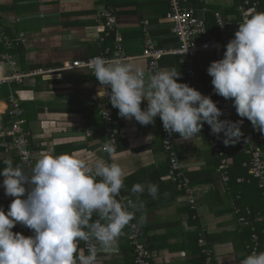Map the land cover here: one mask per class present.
<instances>
[{
    "label": "crops",
    "instance_id": "crops-1",
    "mask_svg": "<svg viewBox=\"0 0 264 264\" xmlns=\"http://www.w3.org/2000/svg\"><path fill=\"white\" fill-rule=\"evenodd\" d=\"M116 1V29L123 39L128 61L142 66L146 74L153 73L147 60L142 58V23L149 22L150 38L157 47L173 49L175 46L170 41L175 37L165 20L168 3L165 0ZM105 7L106 0H0V47L5 50L0 54V78L13 73L12 62L20 72L41 71L21 83L6 86L7 99L0 97V104L5 105L0 110V131L7 127L2 125L1 116L7 115L6 103L13 94L24 113L35 163L42 156L60 154L83 159L93 168L97 159L118 163L126 173L120 193L127 199L135 198L137 219L153 253L154 264H203L197 244L202 229L213 247L215 264H241L249 255L252 240L250 228L239 224V216L246 217L255 228L264 221L259 222L257 219L262 216L254 217L250 208L260 203L249 184L255 180L243 166L249 164L250 157L240 153L245 157L242 168L247 171L248 180L238 177L233 184L229 183L233 166L230 152L232 165L228 181H223L216 171L217 160L211 143L222 140V133L219 137L213 135L205 123L191 140L172 134L178 159L196 192L195 209L168 178L170 170L162 146L164 128L159 116L154 124L142 126L135 118L120 117L116 108L115 120L122 131L119 149L111 155L101 151L104 124L97 110L99 98L94 99L100 93V83L92 73L69 71L65 67L72 61L103 52L105 45L96 28ZM4 39L12 43L11 48ZM173 68L181 74L177 82L193 88L187 74L188 59L167 56L158 63V71ZM146 106L147 102H142L141 108ZM247 123L251 125L248 120ZM14 158L13 153L0 154L3 162L13 163ZM3 179L0 176V185ZM239 179L243 182L239 183ZM138 183L158 185L157 196L153 198L147 191L132 193L133 185ZM241 184L244 185L241 187ZM0 199L10 204L15 198L5 195ZM236 209L241 213H235ZM125 238L122 232L115 253L98 252L95 264H133ZM85 244L82 241L80 247L85 249ZM80 255H87V251Z\"/></svg>",
    "mask_w": 264,
    "mask_h": 264
},
{
    "label": "clouds",
    "instance_id": "clouds-1",
    "mask_svg": "<svg viewBox=\"0 0 264 264\" xmlns=\"http://www.w3.org/2000/svg\"><path fill=\"white\" fill-rule=\"evenodd\" d=\"M103 86L104 96L119 110L118 115L142 126L159 116L171 136L188 141L206 123L225 146L239 142L243 119L221 120L223 111L209 96L186 83H178L180 72L164 69L146 74L127 59L93 57L89 62ZM214 93L233 101L241 118L264 134V12L245 19L226 45L223 58L207 69ZM110 89V91H109ZM147 102L142 109V102ZM102 151L114 152L111 143ZM0 170L6 196L14 197L8 211L0 207V264H95L98 252L115 253L118 239L134 218L135 204L125 205L117 197L126 173L118 163L97 159L93 167L70 154L45 155L30 174L5 160ZM145 191L155 198L158 185L135 184L131 192ZM95 217V219H94ZM21 224L33 231L24 236L12 229ZM87 244V255H80ZM241 264H264V251L247 255Z\"/></svg>",
    "mask_w": 264,
    "mask_h": 264
},
{
    "label": "built area",
    "instance_id": "built-area-1",
    "mask_svg": "<svg viewBox=\"0 0 264 264\" xmlns=\"http://www.w3.org/2000/svg\"><path fill=\"white\" fill-rule=\"evenodd\" d=\"M165 1L169 6L165 20L169 23L170 31L177 39L178 45L173 49L157 47L150 38L149 22L144 21L142 23V58L147 60L149 70L153 73L158 71L159 61L167 56L187 58L188 60H192L194 64H198L201 60L210 58L209 67L212 62L223 58V54L226 51V45L234 38L235 32L238 31V26L245 19H248L257 13L264 12V6L261 4L262 0H247L244 2L243 6H240L235 10L237 13L236 15L228 16L224 21L218 9L209 8L213 2L218 0ZM211 12L214 17L215 26L219 32L218 36L213 35L209 31L205 22L206 14ZM97 21L98 26L96 31L102 35L100 41L105 45L107 39H109L111 33L115 31L116 28V17L113 9L110 7L103 9L100 12ZM228 23H235L234 30L231 29V26ZM2 41L5 44H8L10 48L12 47V43H8L6 39ZM98 56L109 60L117 57L129 60L124 51L123 39L120 34L116 35L112 45H105L103 52ZM92 58L72 61V63L66 65L65 68L69 71H85L94 74L89 64ZM10 64L13 73L0 78V87L9 86L13 83H21L28 77L41 73V71L32 73L20 72L14 62ZM207 69L204 71H197L191 64L188 65L187 69V74L193 82V88L201 92L204 96H208V94H206L207 92H214L211 83L212 77L208 75ZM104 91L105 89L102 86L100 93L94 96L95 100L99 98L97 110L98 115L104 124V139L101 149L103 148V145L111 143L115 149L112 153L114 154L117 151L118 140L121 138L122 131L115 120L116 108L111 105L110 98L104 96ZM213 102H215L217 107L224 113V115L220 117L221 120L227 119L235 122L243 119L241 131L244 133V137L239 142H236V145L239 153L250 157L249 164L244 163L243 166L248 169L250 177L256 181L257 188L262 191V197L264 200V153L260 147V144L264 143V134L254 129L252 124L249 125L246 118L238 116L231 99L226 100L220 96L213 99ZM6 113L10 121L9 126L0 131V149L5 153H13L20 161L25 172L30 174L31 168L35 165V159L33 158V153L28 141L29 134L25 130L26 120L24 118L23 110L13 94H10L7 100ZM231 145L232 144L225 146L223 139L215 140L211 143V149L217 160L216 171L222 176V179L225 182L228 181L227 174L232 165V160L229 156ZM162 146L169 164V180L175 185L176 190L182 193L188 205L192 209H195V189L190 185L186 172L178 159L173 136H170L164 129L162 130ZM102 152L109 154L105 151ZM238 182H243V179H239ZM119 200L125 205L131 203L130 199L119 197ZM235 213H241V210L236 209ZM245 213L250 215L249 210H246ZM257 220L259 222L264 221V216ZM238 222L241 226L249 227L251 230L252 244L248 247L249 254L253 252H261L260 237L264 236V230H262L259 235L253 223L244 216H239ZM130 228L132 230V236L130 237L131 244L135 248L133 250L134 263L152 264L151 251L148 250L144 244L137 241L136 226L130 223ZM23 235L26 237L32 236L33 231L27 228ZM203 238V235H201V239L198 240L203 264H215L213 248ZM85 250L87 251V244H85Z\"/></svg>",
    "mask_w": 264,
    "mask_h": 264
},
{
    "label": "trees",
    "instance_id": "trees-1",
    "mask_svg": "<svg viewBox=\"0 0 264 264\" xmlns=\"http://www.w3.org/2000/svg\"><path fill=\"white\" fill-rule=\"evenodd\" d=\"M114 1L117 2L116 0H106V7L105 8L110 7L114 11V8H116V4H115ZM245 1H247V0H232V4L228 8H218V7L212 6V5H210L209 8L210 9H218V11L221 13V15H222V17H223V19L225 21L228 16L236 15L237 13H236L235 10L238 7H240V6H243ZM261 4H262V6H264V0H262ZM114 14L116 15L115 12H114ZM205 22H206V25H207L209 31L213 35L218 36L219 35L218 34L219 32H218L217 27L215 26V21H214V17L212 15V12L209 13V14H206ZM228 24L231 26V29L234 30L235 23H228ZM117 34H119V33H118L117 29L115 28V31H113L111 33V35H110L109 39H107L105 45H109V46L112 45ZM170 42L173 44L172 46H175L176 47L178 45V41H177L176 38H175L174 41L172 40ZM2 53H5V50L2 47H0V54H2ZM209 62H210V58H207L205 60H201L200 63H198V64H194L192 60H188V65L191 64L192 67L194 69H196L197 71H204V70H206L208 68ZM8 94H9L8 87H6V86L0 87V97H2L3 99L4 98L7 99ZM206 94H208V96L212 100L215 99L216 97H220L219 95L215 94L214 92H207ZM9 121H10L9 120V117L7 115L1 116V123H2V125L4 127L6 125L9 126ZM221 139H223V138H221ZM28 141H29V144L31 145V142H30L31 140L29 139V137H28ZM260 147L264 151V143L260 144ZM30 148H31V146H30ZM118 149H119V147L117 148V150ZM2 153H3V150L0 149V154H2ZM230 156H231V158L233 160V166H232V169L230 171V173H231L230 174V181L231 182H229V183L230 184H233L236 181L235 179L238 178V177H243L245 180H248L249 178H248V175H247V171L242 168V163L244 162L245 157L242 154L238 153V150H237V146L236 145L231 146V148H230ZM13 163H14V165L16 164L15 166H17V165H20L21 166L20 161L16 157L13 159ZM4 167H6V165L4 164L3 161H0V170H2ZM207 181H209V180H207ZM211 181H213V177H212ZM249 184H250V188L255 191L256 197L257 198H260V203H258V202L256 203L257 204L256 208H255L254 205H251L250 206V208H251V210L253 212V215H254V217H256L258 214L261 215V216H264V202L262 200V191L257 188L256 181L255 182L252 181ZM243 185L244 184H241V187ZM119 195L122 198L127 199L121 193ZM3 196H5L4 190L3 189H0V198L3 197ZM120 196L117 197L118 200H119V197ZM132 198L135 200L134 197H132ZM134 200H131V204H136V203H134ZM141 203H143V202H141ZM9 205H10L9 203L0 201V207H3L4 210H5V212L8 211ZM129 211H134V213H135L134 218H133V220L130 223H132V224H134L136 226V229H137V241L139 243H141V244H144L147 247V249L150 250L149 246L147 245V243L144 240V238H145V235L144 234L145 233H144V231H143L142 227L140 226L139 221L137 219L138 216H137L136 209L130 207L129 208ZM256 228H257V231L260 233L262 230H264V223L262 225L261 224L257 225ZM26 230H27V227H25V226H23V225H21L19 223L12 229V231L14 233H16L17 231H20L22 234H24ZM123 232H125V236H126L125 240H126V243H127L128 248H129V251H128L129 257H130L132 263L135 264L134 263V257H133V250L135 248L131 244V238L130 237L132 236V230L130 228V224L125 227V229L123 230ZM201 235H203V237H204L203 239L206 242H208L209 245L212 247L211 243L208 241V238L206 236V233H205L204 229H202L200 231L198 240L201 239ZM260 242H261V246H260V251H261L262 250V247H264V237L263 236L260 237ZM197 244H198V241H197ZM199 251H200V248H199ZM151 254H152L151 262H152V264H154L153 263L154 257H153L152 251H151Z\"/></svg>",
    "mask_w": 264,
    "mask_h": 264
},
{
    "label": "rangeland",
    "instance_id": "rangeland-1",
    "mask_svg": "<svg viewBox=\"0 0 264 264\" xmlns=\"http://www.w3.org/2000/svg\"><path fill=\"white\" fill-rule=\"evenodd\" d=\"M232 4V0H218L212 3V6H216L218 8H228ZM169 165V164H168Z\"/></svg>",
    "mask_w": 264,
    "mask_h": 264
},
{
    "label": "bare ground",
    "instance_id": "bare-ground-1",
    "mask_svg": "<svg viewBox=\"0 0 264 264\" xmlns=\"http://www.w3.org/2000/svg\"><path fill=\"white\" fill-rule=\"evenodd\" d=\"M5 108L4 104H0V110H3Z\"/></svg>",
    "mask_w": 264,
    "mask_h": 264
}]
</instances>
